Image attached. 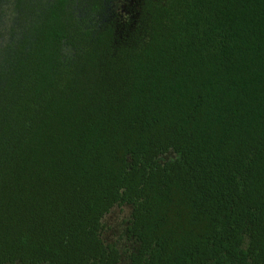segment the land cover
<instances>
[{"label": "trees", "instance_id": "16d2710c", "mask_svg": "<svg viewBox=\"0 0 264 264\" xmlns=\"http://www.w3.org/2000/svg\"><path fill=\"white\" fill-rule=\"evenodd\" d=\"M127 205L129 264H264V0H0V264Z\"/></svg>", "mask_w": 264, "mask_h": 264}, {"label": "rangeland", "instance_id": "374dc122", "mask_svg": "<svg viewBox=\"0 0 264 264\" xmlns=\"http://www.w3.org/2000/svg\"><path fill=\"white\" fill-rule=\"evenodd\" d=\"M174 158V154H169L163 157L162 160L167 161ZM131 214V206H116L103 220L102 238L106 244L116 246L122 253L120 264H129V256L137 246L127 236V228L131 222Z\"/></svg>", "mask_w": 264, "mask_h": 264}]
</instances>
